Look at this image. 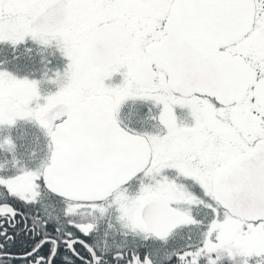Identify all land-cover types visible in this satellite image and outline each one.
<instances>
[{"label": "snow or ice", "instance_id": "snow-or-ice-1", "mask_svg": "<svg viewBox=\"0 0 264 264\" xmlns=\"http://www.w3.org/2000/svg\"><path fill=\"white\" fill-rule=\"evenodd\" d=\"M0 264H264V0H0Z\"/></svg>", "mask_w": 264, "mask_h": 264}]
</instances>
